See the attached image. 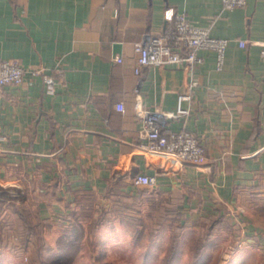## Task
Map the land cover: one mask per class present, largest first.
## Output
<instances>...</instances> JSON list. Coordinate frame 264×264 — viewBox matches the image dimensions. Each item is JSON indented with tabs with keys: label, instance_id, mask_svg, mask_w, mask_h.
<instances>
[{
	"label": "crops",
	"instance_id": "1",
	"mask_svg": "<svg viewBox=\"0 0 264 264\" xmlns=\"http://www.w3.org/2000/svg\"><path fill=\"white\" fill-rule=\"evenodd\" d=\"M171 11L228 39L221 69L215 51L200 48L192 69L135 72L134 44L170 24ZM263 45L264 0L232 8L221 0H0V57L43 68L0 96V260L13 261L9 232L24 217L69 225L86 193L109 205L150 190L182 214L240 225L242 210L264 213ZM181 92L188 112L163 127L195 134L203 163L139 148V109L173 111ZM139 172L156 184H134Z\"/></svg>",
	"mask_w": 264,
	"mask_h": 264
},
{
	"label": "rangeland",
	"instance_id": "2",
	"mask_svg": "<svg viewBox=\"0 0 264 264\" xmlns=\"http://www.w3.org/2000/svg\"><path fill=\"white\" fill-rule=\"evenodd\" d=\"M111 200L82 196L66 226L35 224L28 214L8 231L19 246L5 252L13 261L0 264H264L260 211L242 210L240 225L182 214L176 200L150 190Z\"/></svg>",
	"mask_w": 264,
	"mask_h": 264
},
{
	"label": "built area",
	"instance_id": "3",
	"mask_svg": "<svg viewBox=\"0 0 264 264\" xmlns=\"http://www.w3.org/2000/svg\"><path fill=\"white\" fill-rule=\"evenodd\" d=\"M224 7H240L246 0H221ZM171 23L163 30L156 33H145L143 38L134 44L136 53V73L144 66L175 64L185 65L192 69L196 63L201 61L197 54L198 49L208 48L215 51L216 68L221 69L224 63L225 48L228 43L226 37L214 36L208 27L192 23L185 13L171 11L165 15ZM246 41L239 40V44L244 46ZM260 55L264 61V45L260 49ZM121 61V57H115ZM43 70L42 67L27 69L22 64L8 58L0 57V96L7 84L20 83L26 73L36 74ZM46 79V77H45ZM54 92V88L47 89ZM187 94H178L176 109L173 111H157L155 109H139V114L143 119L142 133L144 139L139 142V148L145 152L160 151L174 154L182 161H190L196 164L203 163L206 159L205 146L198 140L195 134L186 129L173 130L165 129L163 121L165 117H180L188 112V109L181 105V100ZM122 109V103L116 105ZM0 139H3L0 136ZM134 184L138 186L152 187L156 184V176L139 172L132 178Z\"/></svg>",
	"mask_w": 264,
	"mask_h": 264
},
{
	"label": "trees",
	"instance_id": "4",
	"mask_svg": "<svg viewBox=\"0 0 264 264\" xmlns=\"http://www.w3.org/2000/svg\"><path fill=\"white\" fill-rule=\"evenodd\" d=\"M85 195H89V193H86V194H84V195H82V196H85ZM91 195V194H90ZM81 195L78 197V199H77V203H79V201H80V198L82 197ZM92 197V196H91ZM27 222H29V221H27ZM26 222V223H27ZM174 249V248H173Z\"/></svg>",
	"mask_w": 264,
	"mask_h": 264
}]
</instances>
